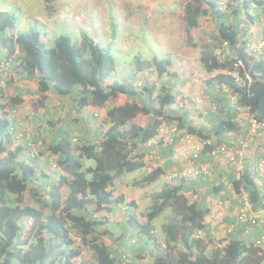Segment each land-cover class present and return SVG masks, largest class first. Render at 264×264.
Wrapping results in <instances>:
<instances>
[{"label":"trees","instance_id":"trees-1","mask_svg":"<svg viewBox=\"0 0 264 264\" xmlns=\"http://www.w3.org/2000/svg\"><path fill=\"white\" fill-rule=\"evenodd\" d=\"M42 1L48 11L53 10L55 0ZM179 7L187 42L202 17L208 16L215 23L221 53H215L211 47L200 53L199 62L204 70L215 73L205 84L225 88L231 97H236L237 107L264 121V60L248 52V30L242 27L252 25L264 15V0H179ZM111 22L110 37L114 39L117 22ZM16 24L14 14L0 11V64L10 61L14 54L12 44L16 45L21 55L10 62L17 64L14 70L18 78L35 81L36 91L26 93H34L44 114L52 105V95L59 98V103L68 101L67 105L78 115L76 120L86 123L90 116L83 115L85 109L98 110L117 98L124 100L105 111L110 126L97 143H73L71 128L58 129L47 144L42 141L61 172L56 185L42 178L34 161L21 158V147L14 152L6 147L11 142L6 110L18 109L24 90L20 89L21 95L10 98L7 105H0V264H133L126 252L118 255L107 244L115 237L107 218L116 205L123 204L127 216L122 229L141 236L142 249L152 256L154 264H264L261 247L235 237H228L210 256L197 249L193 235L204 228L209 209L197 201L190 202L181 186L164 184L151 196L144 224L137 220L136 203L114 193L116 179L145 167L143 147L162 123L176 122L180 129L202 141L211 137L204 125L174 116L170 106L181 99H177L179 92L174 83L179 75L170 71L169 60L147 61L134 56L131 78L126 69L120 71L111 48L94 41L87 33H81L79 43L67 34L59 35L49 46L41 40L38 30L15 35ZM2 49L7 53H2ZM152 66L159 77L168 78V83L161 85L163 93L156 97L152 96L153 86L134 82L136 74ZM118 76L124 79H114ZM4 87L6 83L0 86V92ZM139 115L148 117L143 127L134 123ZM67 117L66 113L60 122H69ZM96 127L99 132L100 125ZM93 134L98 137L91 130L90 135ZM212 148L211 143L206 144L202 154H209ZM84 160L94 164L85 165ZM163 175L164 170L153 169L142 177L140 184H153ZM63 187L68 189L66 197L61 193ZM232 189L237 195L245 194L253 211L264 209V196L250 173L233 181ZM26 192L35 205L25 204ZM167 209H171L172 216L162 225L161 246L152 232V222ZM120 236L116 241L122 245L125 235ZM83 250L91 254L93 262L82 258Z\"/></svg>","mask_w":264,"mask_h":264},{"label":"rangeland","instance_id":"rangeland-1","mask_svg":"<svg viewBox=\"0 0 264 264\" xmlns=\"http://www.w3.org/2000/svg\"><path fill=\"white\" fill-rule=\"evenodd\" d=\"M0 11L12 13L17 17L15 35L38 30L41 34V40L49 46L59 35L67 34L71 36L73 42L79 43L81 33H87L94 41L111 48L115 61L119 63L120 71L126 69L125 71L130 72L131 78H133V70L130 66L133 65L134 56L147 61H152L153 59L159 61L169 60L172 64L169 68L170 71L179 75V78L177 77L174 82L175 90L179 92L180 98L184 96L183 99L177 98L180 100L170 106L175 112V117L184 116L188 121H200L209 115L210 105L213 101L217 104H222L215 96L211 100L209 93L206 96L204 95V88L207 86L205 81L215 76V73L206 72L199 62L200 53L205 48H215V53H221V49L218 48L220 43L216 36L215 23L208 16L202 17L199 20V27L191 30V40L187 42L185 23L181 18L179 0H55L51 11H48L46 4L42 0H0ZM249 13H253L252 10ZM111 20L117 22L115 23L114 39H112V36L110 37ZM242 27L248 30V52L252 51L256 59L264 60V15H261V18L252 25H242ZM191 42L195 43V46H192ZM12 46L14 54L10 57V61L21 55V51L17 46L13 44ZM1 52L7 53L5 49H2ZM10 61L8 62L7 60L0 64L4 69V76L1 75V79L6 83V87L0 92V105H7L10 98H13L16 93L21 95L23 90L36 91L33 83L35 81L26 82L24 79L18 78L14 70L17 64H12ZM135 77V84H141L145 87L153 86V97L162 94L163 92L160 93L161 85L168 83L167 76L159 77L153 66L142 73L136 74ZM114 79L123 80L124 78L118 76V78L114 77ZM221 94H226V98L227 95H230L225 88H222ZM22 97L24 110L21 108L14 111L9 109V107L6 110L9 114L8 118L16 126L11 134V142L6 147L11 152L21 147V158H24L27 162L34 161V165L40 171L42 178H46L47 181L51 184L54 183V185H56L57 178L61 172L58 170L54 158L48 156L42 141L47 144L51 135H57L58 129L71 128L73 130V143H82L83 140H93L97 143L103 132L110 126L105 111L113 104L124 100L117 98L106 103L103 108L98 110L93 108L85 109L83 115L86 117L90 116L88 118L89 122L86 123L84 120L82 122L76 120L78 115L72 110L70 104L67 105L68 101L64 103L65 100H63V102L59 103V98L55 95L50 97L52 105L47 108V114H44L43 109L37 106L34 100V93H27L22 95ZM203 100L205 101L203 102ZM63 103L64 105H62ZM66 113L70 121L68 122L67 120L65 124L60 122V119L63 120ZM210 113L213 114L212 111ZM238 113L239 111L237 115ZM242 113L245 114V118L238 117L237 119L243 120V133H247L249 128L248 114L245 111H242ZM225 114H216L215 122L218 125L222 122L221 119L228 117V112ZM147 121L148 117L145 115H139L134 119V123L141 127ZM97 124L100 125L99 138L90 135L91 130L94 131ZM28 138L36 141L37 144L40 142L37 148V152L40 151V157H36L35 160L29 155L31 151L25 150L23 146ZM158 149L157 151H159ZM84 162L85 165L94 164L92 161L84 160ZM150 162V159H147L145 168L116 179L113 186L115 195L122 194L127 201L136 203L137 220L142 224L146 222L144 215L150 209L151 196L158 192L166 182L170 181L167 178L165 183L162 182L164 183L162 184L161 180L163 178H161L159 179L160 182L158 180L153 184L141 185L140 180L142 177L153 170L148 165ZM54 164L57 168L53 167ZM67 191V187L61 189L63 197H66ZM25 196V204L35 205L30 200L28 192H26ZM222 202L221 200L217 202L220 212L223 207ZM240 205H244V200H242ZM126 215L127 211L124 205L117 206L114 208V212L109 214L108 223L115 237L112 238L113 242L110 241L107 244L111 245L112 251L117 252L118 255L126 252V257L133 264H154L152 256L142 249L143 240L141 236L132 231L126 233L122 229V227H125ZM229 215L231 219L235 217L233 211ZM171 216V209H167L152 222V232L157 239L156 242L160 245L163 244L164 238L162 225ZM120 234L126 235L124 245L116 241V237H119ZM120 238L122 239L121 236ZM206 243L205 241H197L195 246L207 256H210L216 248L213 249V245L208 241ZM140 255H142L141 258L139 257ZM82 258L93 262L91 254L85 250L82 251Z\"/></svg>","mask_w":264,"mask_h":264},{"label":"crops","instance_id":"crops-1","mask_svg":"<svg viewBox=\"0 0 264 264\" xmlns=\"http://www.w3.org/2000/svg\"><path fill=\"white\" fill-rule=\"evenodd\" d=\"M221 91L222 87L213 85L211 83V85H208L204 88L203 93L205 96L209 93V97L211 100L214 99V96L215 98H218L220 100V103H222L219 104L222 111L220 114L223 113L224 115H226L225 113L228 112V117L226 119H221L222 122L226 123L227 129L223 130L221 123L220 125H218V123L215 122L217 115L214 112H212L213 114L210 113L212 109H209L210 112L208 113L209 115L207 116V118L204 117L200 121L193 122L204 125L206 127V130L210 132L211 137L208 142L211 143V146L213 147L212 150L224 144L228 146L235 145L237 143V140L239 139L249 140L250 148L245 150L244 157L238 163L242 164L245 168L254 170L250 174L252 178H254L255 184L259 187L262 195L264 196V136L260 137L259 139H255L254 137L248 136V133H243V120L237 119L238 117L242 119L245 118V114L242 113L243 110L241 111L239 108H237L234 102V97H230V95H227L226 98V94H221ZM17 94L18 93H16V95ZM26 94V91H24L23 95ZM16 95H14V97ZM219 95H221L222 98ZM204 101L205 100H203V102ZM212 103H214V101ZM17 108L18 110L21 108L22 110H24V101L19 104ZM238 111L239 113L237 115ZM10 122V124L13 125V121L11 120ZM15 127L16 126H13V128ZM98 129V127H95L94 133L96 132V135L98 134L99 138L100 136L98 133ZM177 147L178 146L175 144L160 146V148L158 149L159 151H157L159 154V159L151 161L150 163H148V165L154 169L159 168L164 170V175L162 176L163 181L161 180V183H165V177L167 176V174H169L168 172L170 171H181L183 169H189L192 167V164H194L195 166H200L201 168L205 165L203 168L205 170V173L203 172L198 178L182 179L176 182H166V184L170 186H181L182 192L186 194L190 202L197 201L198 203H201L208 207L209 214L205 217V226L202 229L205 235V244H207L206 241H208L213 245L214 249L223 245L228 237L238 238L244 241L246 244L254 243L261 235L264 234V224L250 227L249 225H247V223L237 222L236 217L238 211L242 207L240 205L242 204V200H244V204H246L248 201L245 194L237 195L232 189L233 181H236L239 178L235 170L228 167L226 159L221 155L211 156L207 153H203L197 162H192L191 159L188 158L187 152L179 151ZM143 150L146 154H148V147L144 146ZM144 157L145 160L148 159L147 156ZM206 164H210V168H208ZM260 164L262 165V168L260 170H257L255 167ZM222 177L227 179L228 186H220L221 184L219 182V179ZM158 182H160V180ZM219 200L223 201L221 212L220 207L217 203L219 202ZM232 211L235 216L233 217V219L229 217V214ZM228 225L232 227L231 233H227ZM262 249L264 251V246L262 247Z\"/></svg>","mask_w":264,"mask_h":264},{"label":"built area","instance_id":"built-area-1","mask_svg":"<svg viewBox=\"0 0 264 264\" xmlns=\"http://www.w3.org/2000/svg\"><path fill=\"white\" fill-rule=\"evenodd\" d=\"M3 67L0 66V75L4 76ZM4 86V81H0V86ZM210 109H212V112L214 113H220L221 108L219 105H216L215 103H211ZM247 121H248V136L254 137L256 139H259L264 134V121L259 120L257 117L248 114L247 115ZM226 123L222 124V129H226ZM175 142V143H174ZM172 145L175 144L178 147L179 151L187 152L188 158L191 159L192 162H197L202 155V152L204 150V146L210 143L208 141H202L200 138L186 133L185 130L180 129L176 123H162L155 134L154 137L150 138L148 142L146 143V146L149 148L148 158L150 160H158L159 155L156 151L157 148L160 146L165 145ZM29 146H31L37 155L36 147L35 145L29 143ZM250 148V142L247 139H239L237 140V143L232 146L228 145H220L214 150H210L209 155L216 156L221 155L226 159V162L228 164V167L233 168L235 172L240 177L243 173H251L254 170L250 168H245L242 164H239L238 162L244 157V152ZM205 166V165H204ZM204 166L201 168L200 166H195L192 164V167L189 169H183L181 171H171L167 178L170 181H179L182 179H194L200 177V175L205 170L203 169ZM208 168H210V164H206ZM257 170H260L262 168V165H257L255 167ZM220 183L224 186H228V182L226 178L222 177L220 178ZM237 222L238 223H247L250 227H255L260 224H264V209H262L260 212L253 211L250 207V204L247 202L244 204L237 214ZM232 232V227L227 228V233ZM195 238L197 240H204L205 235L202 230H198L195 234ZM254 245L256 247H263L264 246V234L261 235L255 242Z\"/></svg>","mask_w":264,"mask_h":264},{"label":"clouds","instance_id":"clouds-1","mask_svg":"<svg viewBox=\"0 0 264 264\" xmlns=\"http://www.w3.org/2000/svg\"><path fill=\"white\" fill-rule=\"evenodd\" d=\"M221 5L223 6V7H225V4H224V2H221ZM254 6L252 5L251 6V9L253 10L254 8H253ZM2 64V63H1ZM3 73H4V69H3V71H2ZM1 75H2V73H1ZM1 75H0V81H3V79H1ZM5 88V87H4ZM180 98V97H179ZM234 102H236V97H234ZM215 103V102H214ZM216 105H219V104H217V103H215ZM236 104V103H235ZM237 106V105H236ZM237 108H239L241 111L243 110V111H245V113H247V114H249L248 113V111L246 110V109H242V108H240V107H237ZM222 112V111H221ZM220 112V113H221ZM220 113H218V114H220ZM217 114V113H216ZM11 121V120H10ZM11 123V122H10ZM224 122H221V126H222V124H223ZM11 126H10V131H13V126L14 125H12V124H10ZM227 129V128H226ZM224 130V129H223ZM13 133V132H12ZM11 133V134H12ZM247 133H248V129H247ZM12 136V135H11ZM155 136V135H154ZM153 136V137H154ZM256 139V138H255ZM148 142V141H147ZM29 143H31V144H33V145H35V147H36V152L38 151V146H39V143L37 144V142L36 141H33V140H31V139H27L26 140V143H24V145H25V150L26 149H28V150H30L31 152H30V154L29 155H31V157L32 158H38V157H40V151L39 152H37V155L35 154V152H34V150H33V148L31 147V146H29ZM144 146H146V144L144 145ZM147 147V146H146ZM160 148V147H159ZM17 149V148H16ZM156 151H157V149H156ZM149 153V152H148ZM158 153V152H157ZM148 154H146L145 156H147ZM159 155V154H158ZM148 157V156H147ZM149 159V158H148ZM144 163H146L147 162V160H145V157H144ZM150 161H155V160H150ZM53 167H55V168H57V166L54 164V166ZM145 167H146V165H145ZM144 167V168H145ZM154 169V168H153ZM171 172V171H170ZM170 172H168V173H170ZM150 173V172H149ZM169 174H167V176H168ZM167 176L165 177V179H167ZM162 178V177H161ZM160 178V179H161ZM220 180V179H219ZM227 180V179H226ZM220 182V181H219ZM221 184V183H220ZM174 186V185H173ZM220 186H222V184L220 185ZM224 186V185H223ZM119 195H121V194H119ZM128 202V201H127ZM124 205V204H123ZM120 207V206H122V205H116L114 208H116V207ZM124 207H125V209H126V211H127V208H126V206L124 205ZM113 212H114V209H113ZM209 214V213H208ZM127 216V215H126ZM125 222H126V219H125ZM228 227H230V226H228ZM227 227V228H228ZM198 230H202V229H198ZM197 230V231H198ZM197 231H195V233H194V235H193V238L195 239V240H197L196 238H195V234H196V232ZM129 232V231H128ZM132 232H135V231H132ZM127 233V232H126ZM138 234V233H137ZM228 235V234H227ZM125 237H126V235H125ZM205 240V239H204ZM204 240H197V241H204ZM161 246H163L162 244H161Z\"/></svg>","mask_w":264,"mask_h":264}]
</instances>
